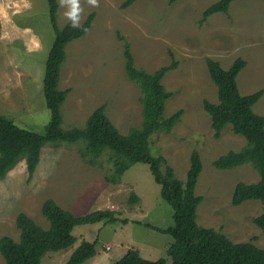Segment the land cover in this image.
I'll return each mask as SVG.
<instances>
[{
  "label": "rangeland",
  "instance_id": "374dc122",
  "mask_svg": "<svg viewBox=\"0 0 264 264\" xmlns=\"http://www.w3.org/2000/svg\"><path fill=\"white\" fill-rule=\"evenodd\" d=\"M123 1L98 0L99 6L92 7L81 0L80 25L90 13L94 19L83 37L65 47L58 80V90L68 91L60 107L61 129L83 128L101 104L121 134L141 124L140 91L125 74L124 41L130 46L136 68L151 73L174 61L175 69L162 79L165 91L172 94L164 104V116L178 110L183 114L171 133L151 137V153L164 157L176 178L184 182L190 155L196 150L202 164L195 187L196 196L201 197L197 224L221 231L233 243L251 242L264 249V235L253 223L262 212L260 202L231 204L235 185L256 183L257 173L248 164L231 170L212 166L221 155L243 148L245 140L233 134L229 126L215 138L202 106L203 101H217L206 60L217 61L226 70L241 58L245 66L236 78L238 91L242 96L263 91L252 110L264 116V0H235L227 15H212L202 25L203 11L218 0H178L172 4L167 0H137L122 10ZM57 4L56 26L62 29L71 22L64 16L66 8L60 7L59 0ZM14 13L18 14L13 18ZM13 22L20 38L1 41L6 36L13 38L9 33L15 28ZM30 33L40 42L37 50L24 44ZM54 38L47 0H0V114L18 127L39 134L50 119L42 88L45 61ZM82 144L45 145L32 178H28L21 160L0 180V237L18 241L15 220L19 213L48 229L41 206L51 199L76 216L109 210L119 221L74 227V245L48 253L40 264H65L82 241L96 242L97 253L84 264H111L130 249L137 250L143 259H165L172 264L166 255L172 238L145 226L166 229L173 224V210L161 199L160 186L148 165H132L119 185H111L105 181L110 167L106 156L99 160L100 166L87 165L79 153ZM131 194L137 196L134 203L129 201ZM122 220L127 223L122 224ZM0 264H4L1 255Z\"/></svg>",
  "mask_w": 264,
  "mask_h": 264
},
{
  "label": "trees",
  "instance_id": "16d2710c",
  "mask_svg": "<svg viewBox=\"0 0 264 264\" xmlns=\"http://www.w3.org/2000/svg\"><path fill=\"white\" fill-rule=\"evenodd\" d=\"M137 0H124L120 8L125 10ZM170 4L178 0H167ZM235 0H218L202 13L199 24L205 23L212 15L228 14ZM49 21L55 38L45 61L43 95L50 119L42 134L22 129L13 121L0 114V180L24 160L28 178H32L40 161L45 145L74 144L83 142L80 156L90 166H100V159L106 156L110 166L105 181L119 185L121 177L132 165L146 164L154 182L160 186V197L173 210L172 226L161 229L149 224L145 226L158 233L169 235L171 244L166 255L172 264H264V249L251 242L233 243L221 231L207 229L196 222V210L201 197L196 196L195 187L202 171L199 153L193 150L185 181L178 180L173 169L162 156H154L150 149V139L158 133H171L183 114L178 110L165 117L164 104L172 96L165 91L162 79L175 69V62L154 72H146L134 66L130 46L124 39L123 56L126 77L140 91L141 124L121 134L106 116L105 105L96 107L87 118L83 128L61 129L60 107L66 100L68 91L58 90L60 68L65 60L66 45L83 37L91 28L94 13H90L79 28L71 23L62 29L56 26L57 0H47ZM245 61L237 58L228 69L219 62L206 60L209 76L217 89V101H203L202 106L210 118L214 137L229 126L233 134L244 138L245 146L239 151H229L212 162L217 170H231L248 164L257 173L256 183L238 182L231 196V204L239 206L250 200L262 205V212L253 223L264 235V116L257 115L252 108L263 91L242 96L237 88L236 78L244 68ZM137 196L131 194L130 203ZM41 215L48 223V229L36 224L24 213H19L15 226L20 232L18 241L10 237H0V255L4 264H40L48 253H56L74 245L76 238L72 230L78 225L119 221L114 212L98 210L76 216L58 206L53 200H46L41 206ZM126 224V220L120 221ZM96 242L82 241L73 250L65 264H84L96 256ZM111 264H167L165 259L150 261L143 259L137 250H128L119 260Z\"/></svg>",
  "mask_w": 264,
  "mask_h": 264
},
{
  "label": "clouds",
  "instance_id": "9594fccd",
  "mask_svg": "<svg viewBox=\"0 0 264 264\" xmlns=\"http://www.w3.org/2000/svg\"><path fill=\"white\" fill-rule=\"evenodd\" d=\"M86 3L92 7H98V0H86ZM60 7L66 8L64 16L71 22L73 28L80 27L81 14L83 8L81 6V0H59Z\"/></svg>",
  "mask_w": 264,
  "mask_h": 264
},
{
  "label": "crops",
  "instance_id": "0c3cea01",
  "mask_svg": "<svg viewBox=\"0 0 264 264\" xmlns=\"http://www.w3.org/2000/svg\"><path fill=\"white\" fill-rule=\"evenodd\" d=\"M30 8V7H29ZM26 9H28V8H26ZM25 9V10H26ZM24 10V11H25ZM23 12V11H22ZM19 13H21V12H19ZM16 14H18V13H14L12 16H13V18L15 17V15ZM13 24H14V22H13ZM15 28L13 29V30H11L9 33H10V35L11 36H13V38H11V39H9V37L7 38V36L6 37H3L2 39H1V41H12V40H14V39H18V38H20V35L18 34V32H17V27L15 26V24L13 25ZM15 31H16V33H15ZM9 33H2V35L3 34H7L8 36H9ZM24 44H26L27 46H29V49L30 50H37L39 47H40V42L37 40V38L34 36V34L33 33H30L29 35H28V39H26V41L24 42Z\"/></svg>",
  "mask_w": 264,
  "mask_h": 264
}]
</instances>
